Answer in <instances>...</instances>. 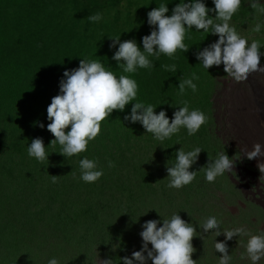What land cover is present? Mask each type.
Listing matches in <instances>:
<instances>
[{
    "label": "clouds",
    "instance_id": "clouds-1",
    "mask_svg": "<svg viewBox=\"0 0 264 264\" xmlns=\"http://www.w3.org/2000/svg\"><path fill=\"white\" fill-rule=\"evenodd\" d=\"M17 2L21 7V0ZM242 3L244 0H212L214 7H209L206 0H179L171 13L167 14L169 8L166 3H160L159 6L148 10L146 8L148 6L143 2L120 0L118 9L125 23L133 22L138 26L136 19L145 11L143 15L145 26L148 24L150 29L145 30L139 41L135 38L121 40V35L109 37L111 40L109 48L116 49L111 59L117 68L122 69L119 75L109 64L106 65L96 58H82L64 68L56 64L65 57V54L70 56L83 45L90 22L96 25L103 24L108 9L107 0H104L97 12L90 13L89 16L83 15L86 21L85 29H77L72 23H66V20L63 23H52L50 20L51 27L46 28L39 38L30 44L37 52L39 68L32 72L28 71L22 79V88L20 89L19 86L15 88L21 99L27 96V99L36 100L40 105H48L45 120L49 121L46 127L52 134L48 136L46 132L49 141L44 143L42 137L34 134L31 143L29 142L30 144L25 148L28 155L38 161L33 162V171H41V174L46 176L49 175L48 171L62 175L65 179L59 184L70 193V204L78 205L79 202L83 205L82 202H87L84 212H88L90 210L87 209V205L92 203L93 216L108 209H110L108 212L114 209L125 212L127 202L124 196L118 199L116 197L113 201L112 193L102 194L106 190L111 191L114 188L122 194L129 193L128 200L135 198L140 202L141 195L146 196L147 199V191H152L150 190L152 188H145L134 194L132 185L146 187L150 173L160 163L166 164L167 186L175 189L190 184L199 171L204 172V179L207 182H213L217 176L225 172H232L236 162L234 156L230 158L225 151H222L210 160V153L219 146V143L211 135V145L207 144L204 136L207 132V123L212 121L210 92L215 80H211V75L218 74L217 69L223 66V71L234 81L250 83L253 78L249 77L251 73L264 72V64L260 62L261 57L264 56V52L261 51L264 44L255 39L249 42L230 23L238 10L240 15L249 10L251 11L249 15L256 21L252 30L256 33L261 32L264 29V21L261 19L264 18V0H245L243 7ZM193 29L202 30L207 36L215 35L216 38L214 42L195 53L202 69L209 70L208 85L202 80L198 90L194 80H198L199 77L196 73H192L190 77L183 79L179 75L178 84L172 89L160 90L155 78L159 62L164 63L160 60L173 58L179 51L186 52L189 46L185 43V37ZM3 40L15 42L17 36L10 33ZM138 43L142 44V48ZM7 48L11 50L10 46ZM167 63L160 66L166 71L176 72L177 65ZM215 69L216 71H213ZM259 86V89L262 88L260 81ZM177 91L181 99H186L182 102V106L176 104ZM1 92L0 155L5 150L8 156L16 150L14 144L24 143L30 133L21 120L13 117V109L17 106ZM193 92H197V96L201 98L208 97L210 105L207 114L198 108H189L188 101L196 100ZM2 102H6V105H2ZM127 107L130 112L123 115ZM229 115L224 113L225 118L231 120ZM7 123L13 127L11 135L7 134L5 129ZM37 123L39 127H45L43 122ZM203 124L206 125L205 129H201ZM199 130H205V133L197 135ZM142 131L150 137L149 141H162L164 149L163 153L159 151L156 157L147 162L143 159L137 165L142 175L141 180L137 181L136 167L125 166L120 171L118 165L114 167L112 160L117 152L127 149L125 146L133 136L137 137V141L141 140L144 136ZM124 139L125 143L122 142ZM96 143L103 144L111 152L96 148ZM9 144H13L12 147ZM184 145H193L195 148L185 151ZM169 147L174 148L172 160L168 158L166 163L165 159H162L163 161L157 164L156 161L151 162L163 154L168 157L165 150ZM98 151H101L103 156H99ZM199 154L207 156L206 164L199 171L190 170ZM243 154L249 160L264 157V145L255 143L251 150H245ZM61 159L69 161V164L62 163ZM42 161L43 164H40ZM108 165L112 169L115 168L114 172L102 177ZM257 167L261 173L259 177L261 181L264 179V162L258 160ZM151 181L159 186L154 176ZM10 183L25 185L21 190L22 193L16 196L18 202L27 204L32 199L33 187L27 180L17 179ZM260 189L259 193L255 187L252 189L257 198L264 195V184H260ZM71 195L74 197L72 198ZM89 198H94L97 203L91 202ZM4 201L0 200V206ZM94 204L99 206V210L93 209ZM132 212L134 210H131L129 215L125 214L129 217L122 220H127L126 224L136 227L142 216L137 218ZM147 212L153 214L152 216L156 215L153 210ZM179 212L173 213L168 218L159 215L161 219L145 221L139 233L142 238L140 249L133 251L130 257L123 256L119 260H122L123 264H149V261L151 264H196L197 260L192 259L195 251L192 239L194 236H200L201 233L197 231L195 224L183 219ZM15 216V212L11 211L7 216L3 215L0 208V238H25V241H29L30 237L23 230L15 229ZM221 223L215 215H208L199 226V229L205 233L212 230L216 236L224 235L223 241H214L215 251L222 254L217 257L218 264H230L232 256L229 254L227 241L240 235L248 236L245 251L251 264H257L264 257V229L258 234L249 235L243 227L221 229ZM4 230H7V233L3 234ZM89 230L90 238L100 239V235H103V232L98 233L97 225H91ZM57 231H60L59 228ZM108 240L111 241V238L108 237ZM14 243L15 247H22L17 241ZM47 264H59V261L56 257H51ZM99 264H115V260L108 257L100 259Z\"/></svg>",
    "mask_w": 264,
    "mask_h": 264
},
{
    "label": "rangeland",
    "instance_id": "rangeland-1",
    "mask_svg": "<svg viewBox=\"0 0 264 264\" xmlns=\"http://www.w3.org/2000/svg\"><path fill=\"white\" fill-rule=\"evenodd\" d=\"M249 12L251 11L247 10L240 15L238 10L230 23L249 42L255 39L264 44V29L259 33L252 30L256 21L251 18ZM261 19L264 21V18ZM261 51L264 52V48H261ZM260 62L264 64V56L261 57ZM217 70L218 74L211 75V80H215L210 92L212 121L207 123L204 139L207 144H210L212 135L219 143V146L210 153V160L225 151L230 158L234 156L233 159H236V162L232 172L217 176L213 182H207L204 179V172L199 171L208 160L205 158L206 155L199 154L196 163L190 169L199 171L196 178L180 189L167 186L166 164L160 163L150 173L146 187L132 185L134 194L136 191L141 192L145 188H152L150 189L152 191H147V199L146 196L141 195L140 202L135 198L128 200L129 193L127 192V194H122L114 188L111 191L106 190L102 194L112 193L113 201L116 197L118 199L123 195L127 202L126 210L123 212L120 209H114L108 212L110 210L108 209L93 216V211L84 212L87 202H82L83 205L79 202L78 205L70 204V193L59 184L65 179L62 175L51 171L47 172L48 176L42 175L41 171H33V162H38L33 159L34 157H23L19 149L7 156L3 150L0 155V183L6 184L0 186V200H5L0 208L6 216L9 211L15 212V229L23 230L30 237L29 241H25V238H8L10 242L17 241L22 244V247H14L15 249L21 247L19 255L25 254V260L20 264H47L51 257H56L59 264H99L100 259L108 257L113 258L115 264H123L122 260H119L120 257H130L133 251L140 249L142 238L139 233L145 221L161 219V217L168 218L179 211L180 216L195 224L197 231L201 233L200 236H194L192 239V246L195 249L192 259L197 260L196 264H218L217 257L222 255L215 251L214 241H223L224 235L216 236L212 230L205 233L199 229L208 215H215L222 222L221 229L243 227L249 235L258 234L261 229H264V195L257 198L252 192L254 187L257 193L261 192L260 184H264V179L259 180L261 173L257 167L258 160L264 162V157L249 160L243 154L245 150H251L255 143L264 145V72L251 73L249 75L253 77L251 82L243 83V81L237 82L228 77L223 71V66ZM259 81L262 85L260 89ZM224 113H229L231 120L226 119ZM5 129L7 134L13 133L10 123H7ZM142 135L144 136L138 141L137 137L133 136L125 146L127 149L116 153L112 160L114 167L118 165L120 171L125 166L137 169V165L143 159L147 162L156 157L159 151L162 152L164 149L162 141H149L150 137L144 131ZM199 138L201 139L200 136ZM122 142L125 143V139ZM9 145L12 147L13 144ZM95 147L111 152L101 143H96ZM183 148L188 151L195 147L184 145ZM162 159H165L166 163L169 160L163 154L151 162L156 161L157 164L163 161ZM169 165H171L170 161ZM114 169L109 165L106 166L102 177H106ZM137 174L136 180L140 181L142 175L139 169H137ZM53 176L56 177L53 178ZM153 176L159 186L151 181ZM17 179L27 180L33 187L34 195L27 204L18 202L16 198L25 187L21 183L14 185L10 183ZM71 197L74 196L71 195ZM89 199L97 203L94 198ZM93 209L97 211L99 206L94 204ZM131 210H134L132 215H137V218L142 216L136 227L129 226L125 223L128 222L127 220H122L129 217L125 214L129 215ZM147 210H153L156 215L152 216L150 212L148 214ZM121 214L123 215L119 217ZM91 225H97L98 233L103 232L105 237L111 238V244L105 245V242L97 237L90 238ZM2 233H7V230ZM247 239V235H240L227 241L229 254L232 256L230 264H251L245 251ZM0 245H3L1 238ZM5 251L7 252L0 248V252ZM10 251L14 250L10 249ZM1 254L0 264H9L4 260L3 253ZM149 264H151L150 261ZM257 264H264V257Z\"/></svg>",
    "mask_w": 264,
    "mask_h": 264
},
{
    "label": "trees",
    "instance_id": "trees-1",
    "mask_svg": "<svg viewBox=\"0 0 264 264\" xmlns=\"http://www.w3.org/2000/svg\"><path fill=\"white\" fill-rule=\"evenodd\" d=\"M17 1L20 0H0V91H2L1 93L5 98L11 100V102L17 106L13 109V117L21 120L26 125L31 135H29L26 141L21 143V145L16 142L14 147L21 151L23 157H30L25 148L31 143L30 140L32 136L37 134L38 137L43 138L45 143L49 141V138L46 137V132L49 134L48 136L52 135L46 127L49 121L45 120V117L47 118L46 109L48 105H40L36 100L27 99V96L21 99L18 97L19 92L15 89L18 86L20 89L22 88V79L28 71L32 72L39 68V64L37 63L39 61L36 58L37 52L30 44L32 41L39 38L46 28L48 29L51 27V24H49L50 20L52 23H63L66 20V23H72L77 29H85L86 21L83 15L89 16L90 13L97 12L104 0H21V7L18 6ZM107 1L108 9L104 16L103 24L96 25L90 22L83 45L79 49H76L72 55L69 56L65 54V57L58 60L56 64L64 68L73 61L82 58H96L102 60L106 65L109 64L117 75L122 73V69L117 68V65L114 64L111 59V55H113L116 49L109 48V44L111 43L109 37L121 35V40L135 38L137 41L145 30L150 29V26L148 24L145 26L143 18L145 11L136 19L138 21V26L133 22L127 24L121 18V12L118 9L120 0ZM135 2L145 3L148 6L146 7L148 10L159 6L160 3H166L169 8V13L167 14H170L174 5L179 3V0H135ZM206 3L207 6L214 7V5H212V0H206ZM244 3H242V7ZM235 14L233 17L236 16ZM212 15H214V13ZM10 33L17 36L15 42H5V40H3ZM215 40V35L209 34L207 36V33H204L202 30L196 31L193 29V31L188 32L185 37V43L189 46V49L186 52L179 51L173 58L160 60L164 63L168 62L167 64L175 63L177 65V70L176 72L166 71L160 66L164 63L159 62L158 71L155 73L159 89L163 91L172 89L174 86H177L179 75L181 79H183L185 77H190L192 73H196L199 77L198 80H194L198 90H200V82L202 80L208 85L209 70L202 69L199 65V61L196 59L195 53ZM7 46H10L11 50L8 49ZM140 46L142 48V44H140ZM213 71H216V69ZM173 90L176 91L175 89ZM177 94L175 99L176 104L182 106V102L186 99H181L178 91ZM193 95H195L196 100L188 101L189 108H198L207 114L210 105L208 97L204 96L201 98V96H197V92H193ZM2 105H6V102H2ZM17 108L20 110L18 111ZM128 112L130 111L127 107L123 115ZM37 122H43L45 127H39ZM205 126L206 125L203 124L201 129H205ZM204 133L205 130H199L197 135ZM173 151V147H169L165 150V153L171 160L174 156ZM98 152L100 153L99 156H103L101 151ZM61 162L69 164V161L63 159H61ZM73 165H75V163H73ZM0 186L3 185L0 184ZM91 207L92 203H89L87 209L91 211ZM1 239L3 240V245H0V248L7 250V252H0V261L2 260L1 253H3L4 260L9 264H20L25 260V254H18L19 251L14 248V242H10L7 237H2ZM100 240L105 242V245L111 243L108 237L104 235H100ZM10 249L14 251L11 252Z\"/></svg>",
    "mask_w": 264,
    "mask_h": 264
}]
</instances>
